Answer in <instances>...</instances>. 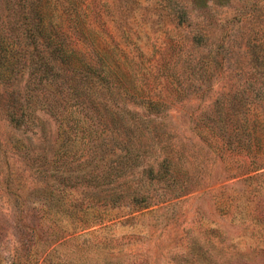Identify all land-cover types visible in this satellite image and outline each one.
<instances>
[{"label": "rangeland", "instance_id": "374dc122", "mask_svg": "<svg viewBox=\"0 0 264 264\" xmlns=\"http://www.w3.org/2000/svg\"><path fill=\"white\" fill-rule=\"evenodd\" d=\"M45 16L76 52L55 81L88 84L71 70L83 56L102 72L110 88L81 97L133 158L109 183L70 186L61 175L114 144L91 150L94 133L70 130L35 94L40 80L9 63L0 264H264V0H49ZM25 101L14 126L8 109ZM112 190L116 202L101 198Z\"/></svg>", "mask_w": 264, "mask_h": 264}, {"label": "trees", "instance_id": "16d2710c", "mask_svg": "<svg viewBox=\"0 0 264 264\" xmlns=\"http://www.w3.org/2000/svg\"><path fill=\"white\" fill-rule=\"evenodd\" d=\"M47 3H49V0H43L39 4L34 0H0V31H3V34L0 33V78H6L5 71L9 63L20 61L22 65L29 68V78L34 75L33 78L36 76L37 80H40L42 84V86L38 85V87L33 84L28 89L32 90L37 87L35 94L37 92L41 94L44 104L55 110L54 112L58 110L66 114L73 122L69 125L71 127L70 130L75 132L77 129H81L80 127H83L88 129V133H94L90 135L91 142L89 144L91 150L97 149V146L100 145L114 144L113 147L111 146L110 151L102 154L97 162L95 161L86 169L76 173L67 172L61 175V177L66 179L72 178L73 181L70 186L73 187L80 184L81 186H93L109 183L113 180L115 174L120 175L119 170L124 169L130 159L133 158L131 149L128 146L127 137L126 139L123 138L122 141H117V139L116 141L115 139L108 140V137L105 136V129L100 130L104 128L105 121H103L98 107L94 103L92 105L87 104L81 97V93L86 94V89L90 88L91 85L99 89L110 88V85L102 72L99 70L94 72L93 69H90L91 66L87 65L89 62L86 61L84 56L80 59H75L77 63H72L71 70L77 71L80 79H86L85 77H87L94 82L90 84L88 80V84L80 85V88L77 89L74 84L59 85L55 81L56 74L61 69L60 64L63 62L60 60L67 58L68 54H76V52L75 49H71L65 38L60 35L57 24L51 18L45 16ZM41 88H44V90L42 91ZM99 100L101 99L99 98ZM16 104L17 106H10L7 116L14 126H19L29 120L27 115L29 109L27 108V101L22 105L20 102ZM67 122L69 123V121ZM95 130L99 131L96 132ZM103 146L101 149H103ZM85 160H88V158ZM111 188L99 187L100 190L107 189L109 191ZM112 191L109 194H105L106 197L102 196L101 198L107 199L109 202H116L122 195L119 190ZM129 200L142 204L145 199L143 195L133 194ZM86 226H88V223L82 221V227Z\"/></svg>", "mask_w": 264, "mask_h": 264}]
</instances>
